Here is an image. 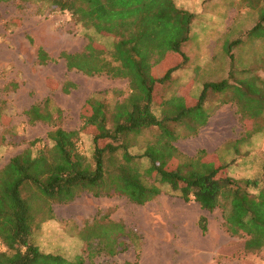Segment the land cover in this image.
<instances>
[{"label":"rangeland","instance_id":"rangeland-1","mask_svg":"<svg viewBox=\"0 0 264 264\" xmlns=\"http://www.w3.org/2000/svg\"><path fill=\"white\" fill-rule=\"evenodd\" d=\"M175 1L196 15L182 48L189 62L160 90V97L180 94L192 104L206 83L226 84L224 90L208 92L204 112L196 113L193 127L206 124L195 134H190L189 120L170 124L178 136L174 145L184 159L201 150L215 161L218 155L232 177L260 176L264 113L252 114L264 111V0ZM258 24L261 28L252 31ZM89 38L108 49L114 43L69 12L50 11L42 0H0V168L32 142L40 141L34 150L48 145L53 127L79 130L88 99L105 102L111 111L130 93L128 80L67 69L60 54L83 52ZM40 48L54 61L40 64ZM66 83L75 87L66 92ZM34 105L49 107L54 126L30 122L27 111ZM155 113L163 116L158 106ZM158 133L155 129L138 136L132 152L140 153ZM79 146L91 158V137L82 135ZM35 195L32 189L25 192L35 216L33 241L44 253L69 260L81 256L84 264H264V251L246 253V239L226 232L220 209L203 210L194 198L185 202L168 186L144 205L84 192L71 203L52 204L50 219L44 216L47 205ZM201 217L207 220L205 233ZM115 224L122 225L121 232L115 231L114 241L108 243L101 233Z\"/></svg>","mask_w":264,"mask_h":264},{"label":"trees","instance_id":"trees-1","mask_svg":"<svg viewBox=\"0 0 264 264\" xmlns=\"http://www.w3.org/2000/svg\"><path fill=\"white\" fill-rule=\"evenodd\" d=\"M42 1L50 11H67L84 27L114 41L108 49L89 38L83 52L61 53L67 69L128 80L130 93L111 111L105 102L88 99L79 130L53 127L47 134L48 145L34 150L40 141L32 142L0 168V264H84L81 256L69 260L44 253L34 243L35 216L25 197L28 189L47 205L44 216L50 219L52 204L71 203L84 192L97 198L126 197L144 205L168 186L185 202L194 198L203 210L220 209L226 232L246 239V253L264 251V171L254 178H235L218 155L215 161L201 150L184 159L174 145L178 136L170 124L189 120L190 134H195L206 124L193 127L196 113L204 112L208 92L224 90L226 83H206L192 104L180 94L160 97V90L189 62L182 48L191 37L196 15L178 7L175 0ZM261 12L264 19V9ZM38 59L42 65L54 61L42 48ZM70 87L75 85L66 83L64 91ZM156 106L162 110L161 118ZM2 115L0 111V122ZM27 115L32 124L54 126V115L46 105L32 106ZM155 129L159 133L140 153H133L137 137ZM82 135L92 139L91 158L80 149ZM199 226L207 231L204 217ZM120 228L111 225L101 236L110 243ZM109 254L114 256L115 250Z\"/></svg>","mask_w":264,"mask_h":264},{"label":"crops","instance_id":"crops-1","mask_svg":"<svg viewBox=\"0 0 264 264\" xmlns=\"http://www.w3.org/2000/svg\"><path fill=\"white\" fill-rule=\"evenodd\" d=\"M181 237H182V236H181ZM156 252H157V251H156ZM157 253H159V252H157ZM160 259H161V257H159V259L156 258L157 262H158V261H161ZM156 264H159V263H156Z\"/></svg>","mask_w":264,"mask_h":264}]
</instances>
